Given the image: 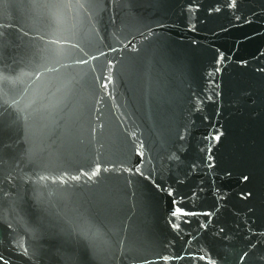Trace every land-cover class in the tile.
Returning <instances> with one entry per match:
<instances>
[{"label":"water","instance_id":"obj_1","mask_svg":"<svg viewBox=\"0 0 264 264\" xmlns=\"http://www.w3.org/2000/svg\"><path fill=\"white\" fill-rule=\"evenodd\" d=\"M0 264H264V0H0Z\"/></svg>","mask_w":264,"mask_h":264},{"label":"snow or ice","instance_id":"obj_2","mask_svg":"<svg viewBox=\"0 0 264 264\" xmlns=\"http://www.w3.org/2000/svg\"><path fill=\"white\" fill-rule=\"evenodd\" d=\"M217 139H219V137H217ZM97 171H99V168H97ZM96 173L94 172L93 175H95Z\"/></svg>","mask_w":264,"mask_h":264}]
</instances>
